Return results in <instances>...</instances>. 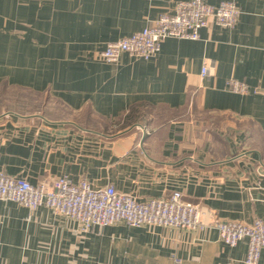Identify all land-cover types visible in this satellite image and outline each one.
I'll return each mask as SVG.
<instances>
[{
    "label": "crops",
    "instance_id": "1",
    "mask_svg": "<svg viewBox=\"0 0 264 264\" xmlns=\"http://www.w3.org/2000/svg\"><path fill=\"white\" fill-rule=\"evenodd\" d=\"M178 1L0 0V171L113 184L139 200L180 191L206 221L264 220V0H234V27L210 20L198 39L168 37L150 59L98 58ZM247 248L216 228L85 229L0 200V264H248Z\"/></svg>",
    "mask_w": 264,
    "mask_h": 264
},
{
    "label": "built area",
    "instance_id": "2",
    "mask_svg": "<svg viewBox=\"0 0 264 264\" xmlns=\"http://www.w3.org/2000/svg\"><path fill=\"white\" fill-rule=\"evenodd\" d=\"M239 15L240 8L234 0H222L218 4H210L207 0H181L172 12L161 14L153 24L108 42L98 53V58L116 62L126 52L150 59L160 51L162 41L168 37L198 39L200 30L210 20L230 28L237 24ZM201 73H209L208 64L204 63ZM228 86L239 94L249 92L247 82L237 78H230ZM0 200L15 201L30 209L46 206L55 213L77 220L85 229L117 221L133 227L151 224L190 229L216 228L220 239L230 246L247 239L245 262L248 264L258 263L264 248L263 219L257 218L250 224L218 218L206 221V212L180 191L166 197L139 200L130 193L119 191L113 184L96 188L87 179L74 183L67 176L33 184L24 177L0 171Z\"/></svg>",
    "mask_w": 264,
    "mask_h": 264
},
{
    "label": "trees",
    "instance_id": "3",
    "mask_svg": "<svg viewBox=\"0 0 264 264\" xmlns=\"http://www.w3.org/2000/svg\"><path fill=\"white\" fill-rule=\"evenodd\" d=\"M128 118H130V114L128 115Z\"/></svg>",
    "mask_w": 264,
    "mask_h": 264
}]
</instances>
